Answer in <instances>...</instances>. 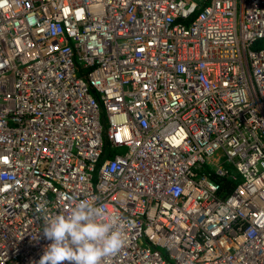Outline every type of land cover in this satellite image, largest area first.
Returning <instances> with one entry per match:
<instances>
[{
  "label": "built area",
  "instance_id": "built-area-1",
  "mask_svg": "<svg viewBox=\"0 0 264 264\" xmlns=\"http://www.w3.org/2000/svg\"><path fill=\"white\" fill-rule=\"evenodd\" d=\"M263 37L264 0H0V264L82 199L105 264H264Z\"/></svg>",
  "mask_w": 264,
  "mask_h": 264
},
{
  "label": "clouds",
  "instance_id": "clouds-1",
  "mask_svg": "<svg viewBox=\"0 0 264 264\" xmlns=\"http://www.w3.org/2000/svg\"><path fill=\"white\" fill-rule=\"evenodd\" d=\"M38 210L47 212L44 203ZM127 225L103 205L82 199L66 212L45 219L44 238L52 241L39 264H105L127 242Z\"/></svg>",
  "mask_w": 264,
  "mask_h": 264
},
{
  "label": "rangeland",
  "instance_id": "rangeland-1",
  "mask_svg": "<svg viewBox=\"0 0 264 264\" xmlns=\"http://www.w3.org/2000/svg\"><path fill=\"white\" fill-rule=\"evenodd\" d=\"M264 46V37L260 38L255 44L254 47H263ZM127 148L125 146L117 147L115 148V151L124 152ZM226 165L230 166L227 162H225ZM209 169H213L209 166ZM235 183V182H234Z\"/></svg>",
  "mask_w": 264,
  "mask_h": 264
},
{
  "label": "trees",
  "instance_id": "trees-1",
  "mask_svg": "<svg viewBox=\"0 0 264 264\" xmlns=\"http://www.w3.org/2000/svg\"><path fill=\"white\" fill-rule=\"evenodd\" d=\"M109 149L110 148L107 147L106 150H105V153L109 152ZM220 180L223 181L224 186H226V185L230 186L232 184V181L230 180L229 176L222 177Z\"/></svg>",
  "mask_w": 264,
  "mask_h": 264
}]
</instances>
